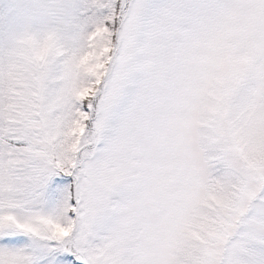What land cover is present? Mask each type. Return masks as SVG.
<instances>
[{
  "label": "snow or ice",
  "instance_id": "obj_1",
  "mask_svg": "<svg viewBox=\"0 0 264 264\" xmlns=\"http://www.w3.org/2000/svg\"><path fill=\"white\" fill-rule=\"evenodd\" d=\"M0 264H264V0H0Z\"/></svg>",
  "mask_w": 264,
  "mask_h": 264
}]
</instances>
